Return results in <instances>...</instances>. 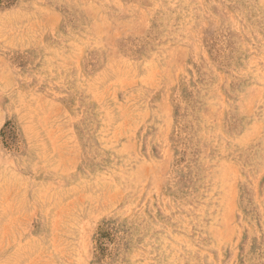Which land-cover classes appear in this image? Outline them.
<instances>
[{
  "label": "rangeland",
  "instance_id": "obj_1",
  "mask_svg": "<svg viewBox=\"0 0 264 264\" xmlns=\"http://www.w3.org/2000/svg\"><path fill=\"white\" fill-rule=\"evenodd\" d=\"M0 264H264V0H0Z\"/></svg>",
  "mask_w": 264,
  "mask_h": 264
}]
</instances>
